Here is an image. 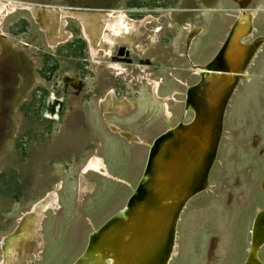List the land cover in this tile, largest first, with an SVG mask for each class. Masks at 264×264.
Returning <instances> with one entry per match:
<instances>
[{"label":"rangeland","instance_id":"374dc122","mask_svg":"<svg viewBox=\"0 0 264 264\" xmlns=\"http://www.w3.org/2000/svg\"><path fill=\"white\" fill-rule=\"evenodd\" d=\"M22 2L36 8L0 9V264H72L127 200L119 179L134 185L140 176L147 148L139 139L150 143L167 127L151 83L161 82V96L178 91L167 101L175 125L183 85L199 80L182 55L187 36L201 33L188 55L206 63L240 9L231 0ZM245 11L253 14L249 43L264 36V0ZM128 20L134 26L125 29ZM245 74L226 108L209 186L186 203L169 264L246 260L253 217L264 209V44ZM93 155L110 177L83 171ZM49 199L54 207L37 222L33 208ZM20 224L27 229L8 243Z\"/></svg>","mask_w":264,"mask_h":264},{"label":"bare ground","instance_id":"6f19581e","mask_svg":"<svg viewBox=\"0 0 264 264\" xmlns=\"http://www.w3.org/2000/svg\"><path fill=\"white\" fill-rule=\"evenodd\" d=\"M5 1L0 0V9L9 10L8 14L19 9L36 8L22 0ZM231 1L247 7L255 0ZM51 9L54 10V7ZM128 21L125 29L134 26ZM229 28L232 30L226 42L221 43L214 53L216 56L213 58V55L204 64L193 62L188 55L193 39L201 33L192 31L186 38V49L182 55L193 73L202 78L201 81L188 85L187 98L184 99L186 109L192 111L195 118L192 117L186 123L180 115L179 121L172 125V113L167 101L175 100L173 96L178 91L161 96V82H150L152 96L163 104L167 127L155 137L156 142L151 149L147 173L141 186L135 191L126 208L122 206L113 214L118 213L114 222H110L101 232H91L89 247L75 264H169L175 254L177 226L186 203L209 186V175L216 161L228 103L245 79L247 67L264 44V36L255 37L249 43L244 41L253 32V14L245 10L239 11ZM61 82L66 87L80 86L76 79L69 76L62 77ZM110 94L114 99L113 93ZM109 99L112 100L106 98L107 101ZM108 127L117 128L112 123ZM119 133L127 139L134 136L125 130ZM162 139L164 143L159 146ZM139 143L145 142L139 139ZM85 171L111 176L104 160L96 155L88 158ZM53 205L52 199L39 202L33 208V212L39 214L35 217L36 221L41 219L42 212L53 208ZM25 229L27 228L20 224L15 234L6 238L8 243L13 242ZM249 240V250L243 264H264L261 258V251L264 249V209H259L253 217ZM21 243L29 244L28 240H21ZM8 247L5 248L4 261L8 258Z\"/></svg>","mask_w":264,"mask_h":264},{"label":"water","instance_id":"95a60500","mask_svg":"<svg viewBox=\"0 0 264 264\" xmlns=\"http://www.w3.org/2000/svg\"><path fill=\"white\" fill-rule=\"evenodd\" d=\"M237 4L239 6L240 11L245 10L246 7H242L240 3H237ZM231 30L232 29L229 28V30H228V32H227V34H226V36H225V38H224V40H223L222 43L226 42V40H227V38H228L229 33L231 32ZM215 56H216V54L213 56V58ZM198 78H199V81H201L202 78L201 77H198ZM183 86H186V88L188 87V85H183ZM187 91L188 90L186 89L185 92L183 93L186 98H187ZM182 104L183 105H182V111H181V118L184 119L186 117L187 113L188 112H192V111H189L188 109H186L185 101H183ZM192 117L195 118V114L193 112H192ZM155 142H156V138L153 139L150 143H139L140 145H143V146H145L147 148V152H146V156H145V160H144L142 172H141L140 176L138 177V179L136 180L135 184L132 185V184H130L129 182H127L125 180L123 182L129 188V191H130L129 196H128L127 200L125 201L124 205H123L124 208H126V206L128 205L129 201L131 200V198L135 194V191L141 186V184L143 182V179H144V177H145V175L147 173V169H148V165H149L150 152H151V149L154 146ZM163 143H164V139L160 140V142H159L158 145L161 146V144H163ZM83 171H84V169H83ZM85 172H87V171H85ZM117 216H118V213H116L115 215H113L110 218H108L105 222H103L100 226H98L94 230L95 231L97 230V232H101L102 230H104L105 228H107L112 222H114V220L118 218ZM90 236H91V234L90 235L88 234L87 242H86L85 247H84V250H83L84 252L89 247V244H90ZM79 260H80V256L75 260V262H73V264L79 262Z\"/></svg>","mask_w":264,"mask_h":264}]
</instances>
